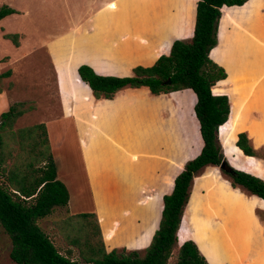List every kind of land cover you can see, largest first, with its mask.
<instances>
[{
	"label": "crops",
	"instance_id": "obj_1",
	"mask_svg": "<svg viewBox=\"0 0 264 264\" xmlns=\"http://www.w3.org/2000/svg\"><path fill=\"white\" fill-rule=\"evenodd\" d=\"M15 1L24 0H0V5L13 8ZM99 1L93 0L87 13L74 20L68 35L46 43L57 99L59 101L60 96L64 104L61 119L73 122L95 201L83 211H66L71 215L97 214L107 252L116 249L142 252L150 246L159 228L164 196L173 192L175 179L185 167L174 174L176 162L169 152L171 140L168 134L164 135L165 114L170 106L165 102L175 97H180L179 102L183 97H190L193 102L189 117L195 127L197 151L187 159L186 165L203 147L194 116L196 95L192 90L154 95L149 88L141 87L122 89L112 99H96L89 85L81 80L79 68L73 72L70 64L77 60L79 65H88L101 76L131 77L135 68L151 67L160 56L169 54L176 40L194 36L199 0ZM112 3H116L117 8H111ZM257 13L261 16L259 20H256ZM5 19L0 21L3 27ZM218 37L219 43L210 57L225 68L227 79L231 76L230 65H234L239 89L224 86L221 88L224 91L217 94L228 95L231 102L235 97L243 106L240 120L243 129L235 140L241 157L229 156L223 145L224 155L235 169L264 180V159L245 156L236 145L238 135L247 132L254 148L264 149V0H249L242 7H223ZM69 42L73 55L67 59L63 52L69 48ZM64 68L66 73L62 76ZM18 73L19 70L12 69L13 78ZM215 87H219L218 84ZM162 99L166 100L164 105H161ZM55 125L59 132V118ZM47 129L58 179L67 187V181L72 180L59 165V136L54 142L49 125ZM84 135L86 143L82 140ZM187 146L189 154L194 146L190 141ZM135 148L143 150L139 157L133 154ZM139 159L141 164L135 165ZM218 168L207 167L194 180L182 221L187 219L189 233L182 242L194 240L197 243L195 224L199 223L209 242L216 239L223 243L222 264H264V222L258 215L259 211L264 213V200L233 189ZM172 174L169 185L165 186L163 178ZM144 177L151 179L154 194L146 201ZM235 190L245 200L218 199L219 194L221 198L229 197ZM194 195L201 202L192 209ZM8 242L11 243L0 226V249Z\"/></svg>",
	"mask_w": 264,
	"mask_h": 264
},
{
	"label": "trees",
	"instance_id": "obj_2",
	"mask_svg": "<svg viewBox=\"0 0 264 264\" xmlns=\"http://www.w3.org/2000/svg\"><path fill=\"white\" fill-rule=\"evenodd\" d=\"M249 0H199L191 41L176 40L169 54L151 67H137L133 76H101L90 66L78 72L96 99H112L124 88L147 87L154 95L192 90L196 95L194 116L203 141L200 154L189 161L174 182V190L163 198L158 230L145 251L107 252L95 213L70 215L55 223L70 247L63 253L41 226L57 208L67 207L70 193L58 179L57 164L45 123L16 128L18 120L33 109L19 102L1 114L0 120V226L11 242L10 259L15 264H168L178 241L195 178L207 167H220L233 188L264 200V180L235 169L225 158L221 134L233 121L228 95L213 92L226 80L227 71L214 62L211 51L219 43L223 7H242ZM18 12L0 5V21ZM4 38L20 47L19 34ZM239 150L248 157H261L247 132L238 135ZM264 222V213L258 212ZM77 249L79 258H74ZM177 264H209L192 240L184 242Z\"/></svg>",
	"mask_w": 264,
	"mask_h": 264
},
{
	"label": "rangeland",
	"instance_id": "obj_3",
	"mask_svg": "<svg viewBox=\"0 0 264 264\" xmlns=\"http://www.w3.org/2000/svg\"><path fill=\"white\" fill-rule=\"evenodd\" d=\"M92 3L93 0L15 1L13 8L20 10V12H18L20 17L13 16L6 18L4 27L2 23H0V120L1 114L15 103L23 102L28 106H32L33 109L18 120L16 128H23L37 123L49 125L54 142L59 136L60 168L62 171L65 170L71 175L72 182L70 183V181H67V188L71 197L70 206L57 208L50 217L40 223L44 231L63 253H66L70 247L61 232L59 231L58 233L55 223L71 215L67 213L66 210L83 211L88 205L91 207L95 201L93 188L90 185L87 174L86 162L82 154L81 144L75 134L74 127H72L73 122L71 120L63 122L61 119L64 104L60 96L59 101L57 99L51 57L50 52L47 50L46 43L48 40L54 39L55 37L61 38L68 35L73 22H75L74 20H78L82 15L87 13L88 9L92 7ZM98 3H102V0ZM111 8H117V4L112 3ZM260 17V14L257 13L256 20H259ZM6 33L19 34V48L16 47L12 41L5 40L4 34ZM192 38L191 36V38L182 41L189 42ZM68 47L69 48L63 52L64 57L67 59L73 55L70 42ZM256 56L258 58L260 54L257 52ZM82 65L84 64L79 65L78 61L75 60L73 63L71 62L70 69H73V72H77L76 70ZM13 68L19 70L15 78L12 77ZM230 70V78L218 83L219 87H215V93L223 92L224 89L221 88L224 86H228L230 89L232 86L235 90L239 89V79L236 75L237 72L234 65H230ZM64 73H66L65 68L63 72L61 71V75L63 76ZM245 87L246 86H244V89ZM178 98L180 97H175L172 100H170V98L169 101L165 99L161 100V105H164L163 102L165 101L166 104L170 105L169 112L165 114L167 129L164 130V135L168 134V138L171 140L169 142V152L176 162L174 174L184 167L187 159L193 157L197 151V140L194 135L195 127L189 117L193 102L190 100V97L181 98V102L178 101ZM232 101V126L221 134V144L223 154L224 145L229 156L237 155L241 157V153L235 146V140L237 133L243 129V125L240 123L243 106L238 100H235V97H233ZM58 118L59 132H57L58 129L55 125V121ZM189 123H192L190 128H188ZM82 140L84 143L87 142L85 135ZM189 141L193 144L194 148L188 154L187 143ZM163 146L166 148V145L163 144ZM142 151V149L135 148L133 154L139 157ZM261 154L264 156V151H262ZM128 159H130V156ZM142 160L139 159V162L135 163V165L141 164ZM218 169L220 170V168ZM172 176L173 174L163 178V184L165 186L169 185ZM144 180V199L146 201L154 194H152L151 179L149 177H144ZM225 180L227 179L225 178ZM229 195L230 198L225 195L224 198H221L219 194L218 199L220 201L226 200V202L231 200H245V197L236 190L229 193ZM200 202L199 197L196 198V195H194L191 201L192 209H194L195 205L200 204ZM180 228L181 233L179 235V229L177 233L178 241L168 264H177L178 262L180 249L183 245L182 240L187 238L189 233L187 219H185V222H182ZM195 228L197 243L194 240L192 241H194L197 246L199 245L198 249L200 247V252L202 251L206 254L213 264H222L221 257L224 252L223 243L218 242L216 239L209 242L205 237L202 224L196 223ZM10 250L11 243L8 242L2 245L0 249V264H15L10 259ZM73 250L74 258L80 259L77 249L74 248ZM144 251L145 250H142V253ZM202 252L201 254L203 255Z\"/></svg>",
	"mask_w": 264,
	"mask_h": 264
}]
</instances>
